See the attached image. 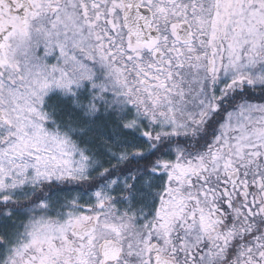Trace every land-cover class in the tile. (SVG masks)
Segmentation results:
<instances>
[{
  "label": "snow or ice",
  "instance_id": "snow-or-ice-1",
  "mask_svg": "<svg viewBox=\"0 0 264 264\" xmlns=\"http://www.w3.org/2000/svg\"><path fill=\"white\" fill-rule=\"evenodd\" d=\"M0 264H264V0H0Z\"/></svg>",
  "mask_w": 264,
  "mask_h": 264
}]
</instances>
